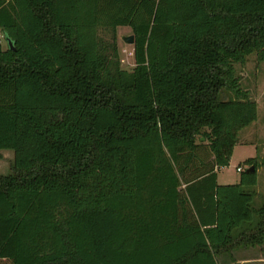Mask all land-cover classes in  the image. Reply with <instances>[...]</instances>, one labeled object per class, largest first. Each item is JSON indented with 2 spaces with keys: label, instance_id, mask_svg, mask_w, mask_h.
<instances>
[{
  "label": "trees",
  "instance_id": "trees-1",
  "mask_svg": "<svg viewBox=\"0 0 264 264\" xmlns=\"http://www.w3.org/2000/svg\"><path fill=\"white\" fill-rule=\"evenodd\" d=\"M0 31V264H219L263 243L255 158L235 184L217 170L257 118L234 64L264 61V0H0Z\"/></svg>",
  "mask_w": 264,
  "mask_h": 264
},
{
  "label": "rangeland",
  "instance_id": "rangeland-1",
  "mask_svg": "<svg viewBox=\"0 0 264 264\" xmlns=\"http://www.w3.org/2000/svg\"><path fill=\"white\" fill-rule=\"evenodd\" d=\"M129 35H132L129 27L117 28L118 55L121 67L127 71H131L135 66L133 44L124 40ZM0 44L3 49L7 47L6 40L3 38L0 39ZM234 68L241 90L245 91L257 104V118L239 132L238 142L233 148L228 165L217 170V182L224 185L238 183L241 173L249 167L247 159L255 158L257 183L254 189L257 195L253 205L257 207L264 197V61H258L255 55L251 54L247 56L244 64H234ZM202 138L198 142L207 146L208 141ZM1 155L0 175H7L11 172L13 152L2 150Z\"/></svg>",
  "mask_w": 264,
  "mask_h": 264
},
{
  "label": "crops",
  "instance_id": "crops-1",
  "mask_svg": "<svg viewBox=\"0 0 264 264\" xmlns=\"http://www.w3.org/2000/svg\"><path fill=\"white\" fill-rule=\"evenodd\" d=\"M218 261L219 264H264V241L261 245L237 247L231 256H220Z\"/></svg>",
  "mask_w": 264,
  "mask_h": 264
},
{
  "label": "water",
  "instance_id": "water-1",
  "mask_svg": "<svg viewBox=\"0 0 264 264\" xmlns=\"http://www.w3.org/2000/svg\"><path fill=\"white\" fill-rule=\"evenodd\" d=\"M124 40H125V42H127V43H129V44H133V42H134V37H133V35H129V36H126L125 38H124ZM7 42V44L11 47L12 46V43H11V41L10 40H7L6 41ZM203 139V138H202ZM255 169H254V166H249L245 171L246 172H253Z\"/></svg>",
  "mask_w": 264,
  "mask_h": 264
},
{
  "label": "built area",
  "instance_id": "built-area-1",
  "mask_svg": "<svg viewBox=\"0 0 264 264\" xmlns=\"http://www.w3.org/2000/svg\"><path fill=\"white\" fill-rule=\"evenodd\" d=\"M4 38L2 32L0 31V39ZM237 170H240V168H237Z\"/></svg>",
  "mask_w": 264,
  "mask_h": 264
}]
</instances>
